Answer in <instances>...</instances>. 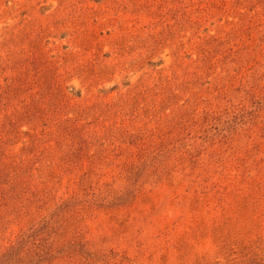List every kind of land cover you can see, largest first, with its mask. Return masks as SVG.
<instances>
[{"label":"rangeland","instance_id":"1","mask_svg":"<svg viewBox=\"0 0 264 264\" xmlns=\"http://www.w3.org/2000/svg\"><path fill=\"white\" fill-rule=\"evenodd\" d=\"M0 264H264V0H0Z\"/></svg>","mask_w":264,"mask_h":264}]
</instances>
